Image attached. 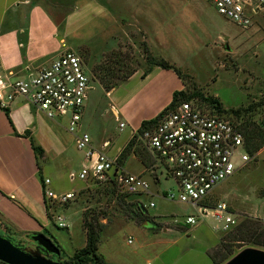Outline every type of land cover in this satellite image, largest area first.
Returning <instances> with one entry per match:
<instances>
[{"label": "rangeland", "instance_id": "374dc122", "mask_svg": "<svg viewBox=\"0 0 264 264\" xmlns=\"http://www.w3.org/2000/svg\"><path fill=\"white\" fill-rule=\"evenodd\" d=\"M104 1L119 16L122 25L119 38L109 46L100 48L94 63L90 60L87 48L68 50L80 56L92 72L96 68L101 69V76L108 75L117 81L119 78L124 80L133 70H147V56L173 61L179 63L184 73L192 77L191 82L194 81L200 91L217 97L224 108L247 109L253 105L252 110L243 112L241 118L264 126V14L254 16L251 26L242 29L220 15L205 0H129L133 7L128 10L123 0ZM186 2L199 4L207 14L200 8L187 5L176 8L178 4ZM158 3L166 5L162 10V24L153 16ZM144 15L147 23H143ZM84 69L89 74L86 66ZM186 83L190 88V80ZM93 86L95 91L92 92V98L100 93L103 104L99 112H95L91 104L84 130L94 135L97 142L110 139L113 145L106 152L114 158L120 148L119 157L136 133L133 134L129 126L120 130L119 123L107 111V99L103 97L99 85L93 82ZM94 112L97 114L92 119L90 116ZM137 146L140 147L138 141ZM141 156L132 152L124 157L122 169L141 175L150 186L149 193L128 195L116 187V195L112 196L107 192L109 186L105 184L82 182L79 179L71 182L67 173L62 177H54L47 170L44 171L54 191L74 193V199L68 204L50 209L52 219L47 228L50 234L47 237L61 247L62 256L46 257L62 262L85 247L83 214L95 211L106 215L105 218L101 217L104 228L99 254L112 264H214L210 255L216 254L218 257L221 254L219 251L230 246L229 231H215V221L211 217L201 218L198 209L190 204L165 198L167 192H177L175 181L167 176V170L160 162L154 161L153 165L146 166ZM79 168H75L74 172H78ZM225 182L213 191L208 204L216 206L220 202L217 195L221 191L235 197L236 208L240 206L264 218V149L244 169ZM123 194L125 206L118 203ZM151 203L155 207L151 208ZM139 205L146 209V213L136 217L133 211ZM59 215L66 219L68 228L58 227ZM188 216L197 217L198 224L187 226L185 220ZM243 216L248 215H240L238 220ZM174 220L178 223H173ZM148 223L154 225L147 228L145 224ZM7 225L10 226L9 230ZM35 233L39 232L18 229L0 215L1 236L9 234L12 239H7L13 244L29 252L45 255L43 249L29 238ZM129 239H132L131 244L128 243ZM233 246L237 253L246 248L264 251V247L252 244L238 243Z\"/></svg>", "mask_w": 264, "mask_h": 264}, {"label": "crops", "instance_id": "0c3cea01", "mask_svg": "<svg viewBox=\"0 0 264 264\" xmlns=\"http://www.w3.org/2000/svg\"><path fill=\"white\" fill-rule=\"evenodd\" d=\"M122 2L127 10L133 7L129 0ZM183 5L200 8L199 4L191 2L180 3L176 8L181 9ZM165 6L158 3L153 11L159 24L163 23L161 16ZM200 9L207 14L204 8ZM144 16L143 23L146 22ZM121 33L118 14L104 0H0V75L11 73L23 77L28 70L48 67L65 51L82 48L88 49L90 60L94 63L98 58L96 52L109 46ZM172 62L180 67L179 63ZM85 66L89 69L87 64ZM143 73L142 69H137L108 92L99 80H94L89 69L92 86L96 82L107 99V111L112 113L119 125L124 123V128L129 126L133 134L142 122L154 119L167 108L175 92L184 89L182 80L172 70L153 68L145 77ZM94 88L89 92L84 108L82 131H85L91 104L95 112H99L103 104L100 93L92 98ZM8 110L10 119L0 107V215L22 231L48 230L50 220L41 177L48 178L44 175L45 170L54 177L70 174L75 168H81L84 155L76 148L74 135L68 130L67 118L51 120L22 98H17ZM95 112L90 116L92 119H95ZM27 132L44 150L40 166L30 139L25 136ZM90 136L92 145L97 149H101L107 141L110 145L106 151L113 145L108 138L97 142L94 135ZM217 196L236 217L248 215L264 220L257 213L240 206L236 208L235 197L228 193L220 191Z\"/></svg>", "mask_w": 264, "mask_h": 264}, {"label": "built area", "instance_id": "2783aa9c", "mask_svg": "<svg viewBox=\"0 0 264 264\" xmlns=\"http://www.w3.org/2000/svg\"><path fill=\"white\" fill-rule=\"evenodd\" d=\"M205 1L242 29L251 26L254 16L264 14V0ZM84 67L80 56L65 51L48 67L28 70L23 77L2 74L0 107L8 110L17 98H22L51 120L68 119V130L74 135L77 150L84 155L81 169L69 174L71 182L93 181L117 187L128 195L149 193L150 186L141 175L125 172L118 164V157L107 154L109 141L97 149L92 145L90 134L82 131L84 108L93 89L92 77ZM116 118L119 121L118 114ZM119 127L122 130L125 124L120 123ZM140 139L154 161L160 162L167 176L176 183L177 192L169 191L165 198L190 204L198 209L201 218L211 217L215 231L226 233L238 224V218L225 203L213 207L203 204L221 183L254 158L247 152L244 135L230 115L220 114L196 100L185 101L165 113L157 124L149 126ZM50 186V179H43V194L50 209L65 206L74 199L73 192H54ZM150 207H155L154 203ZM57 221L59 228H68L63 216H57ZM185 224L196 226L197 217L188 216ZM128 243L131 244L132 239Z\"/></svg>", "mask_w": 264, "mask_h": 264}, {"label": "trees", "instance_id": "16d2710c", "mask_svg": "<svg viewBox=\"0 0 264 264\" xmlns=\"http://www.w3.org/2000/svg\"><path fill=\"white\" fill-rule=\"evenodd\" d=\"M147 61L149 63V68L144 71L143 77L147 76L148 73H150L153 68L172 70L182 80L185 88L181 91H177L174 93L170 105L167 108H165L157 117L142 122L140 128L136 131V134L132 136L131 140L124 148L122 154H120V156L118 157V164L120 167L123 166L124 157L128 156L132 152L135 154L142 155L141 159L144 165L146 166L153 165L154 159L150 155V153L145 149L140 139V136L149 126L157 124L158 120L165 113L174 110L180 103L191 100H196L200 104H206L207 106L215 109L220 114L230 115L235 120L238 128L244 135L246 150L250 154V156L255 158L256 154L264 147V126L259 125L252 121L243 120L241 118L242 113L251 111L252 108L254 107L253 105L247 107V109L239 108V109L228 110L224 108L222 102L217 97L212 95H206L203 91H200L197 84L194 81L191 82L192 77L189 74L184 73V71L180 67H177L176 65L171 64L170 62L164 59H160V58L156 59L151 56H147ZM135 71L136 70L130 72L126 77H124V80L119 78L117 81L119 82L125 81ZM110 72L113 73L111 70ZM92 74L94 78L96 77L98 78L100 84L108 92L114 89L115 87L119 86L120 84L119 82L109 78L108 75L101 76L100 75L101 69L98 68L94 69ZM189 80L191 85L190 88L192 89L191 92H190V88L187 87V83H186V81ZM5 112L7 117L10 119L9 110H5ZM25 136L30 139V143L35 153L38 166H40V160L44 156V150L39 145L36 144L35 140L30 135L29 132H27ZM137 141L139 142L141 148L137 146ZM41 181L43 182L42 177H41ZM107 192L112 196L116 195L115 188L113 187L109 186ZM118 201H119L118 203L121 206L127 205L125 204L124 194L118 199ZM45 202H46L47 215L49 220H51L52 215L50 212L51 211L50 205L46 199ZM203 204L213 207V205H210L207 202H203ZM133 213L134 216L136 217L142 216L144 215V213H146V209L143 206L139 205L137 207V210L133 211ZM101 217L105 218L106 215L96 213L95 211L85 212L83 214L82 226L86 233V245L85 247L76 251L71 257L62 261L64 264H112L108 262L102 255L99 254L101 234L104 228V224L102 223ZM9 227H10L9 225L6 226L7 230L10 229ZM41 233L45 234L46 236L50 235L48 230L46 229L42 230ZM2 235H4V237L6 238L12 239L9 234L7 235L2 234ZM228 235H229L228 242L230 243L229 244L230 246H226V248L221 252L219 251L218 253L221 254H218L219 255L218 257L216 256V254L210 255V258L212 259L214 264H225L236 254H238L233 248L234 244L245 243V244H252L254 246L264 247V221H262L259 218L243 216V218L238 222V224L231 231H229ZM57 246L61 249L59 245Z\"/></svg>", "mask_w": 264, "mask_h": 264}, {"label": "water", "instance_id": "95a60500", "mask_svg": "<svg viewBox=\"0 0 264 264\" xmlns=\"http://www.w3.org/2000/svg\"><path fill=\"white\" fill-rule=\"evenodd\" d=\"M29 238L43 249L45 255L29 252L0 235V262L3 264H64L46 257V255L60 256L61 250L45 234L35 233ZM225 264H264V251L246 248Z\"/></svg>", "mask_w": 264, "mask_h": 264}, {"label": "flooded vegetation", "instance_id": "af4514ba", "mask_svg": "<svg viewBox=\"0 0 264 264\" xmlns=\"http://www.w3.org/2000/svg\"><path fill=\"white\" fill-rule=\"evenodd\" d=\"M152 225H154V224H150V223H148V224H147V228H150V226H152Z\"/></svg>", "mask_w": 264, "mask_h": 264}]
</instances>
